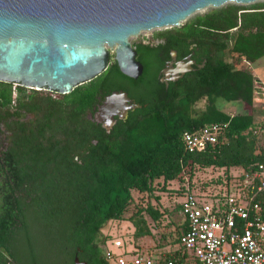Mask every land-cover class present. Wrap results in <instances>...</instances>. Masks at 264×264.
<instances>
[{
  "label": "trees",
  "instance_id": "16d2710c",
  "mask_svg": "<svg viewBox=\"0 0 264 264\" xmlns=\"http://www.w3.org/2000/svg\"><path fill=\"white\" fill-rule=\"evenodd\" d=\"M151 36L165 37L167 49L206 43L215 54H204V65L171 84L166 94L152 96L153 86L144 85L139 95L146 104L126 119H117L108 133L86 118L87 111L101 91L121 89L126 78L139 83L152 79L157 46L131 42L142 65L137 80L122 74L112 59L92 80L69 93H54L57 99L41 101L46 130L16 122L21 110L35 112L37 105L20 93L12 98V84L0 82V121L10 132L0 151V264L8 258L21 264L52 260L64 244L93 246L100 264H108L94 246L106 222L128 221L138 246L136 241L150 236V225L163 213L157 202H150L159 200L154 191L166 190L169 183L177 184L176 195L195 190L194 172L211 169L221 173L201 183L199 191L207 192L212 185L208 193L218 194L227 189L231 168L247 171L264 162V140L258 141L263 123L251 112L228 114L216 105L219 99L254 107L255 76L236 65L264 55V2L210 7L180 27L156 30ZM226 54L228 60L223 59ZM14 90L43 91L19 86ZM199 99L206 103L196 112L193 105ZM50 116L56 118L54 123ZM206 123L221 126V142L201 151L185 150L181 134ZM132 191L145 194V203L135 202ZM173 209L180 212V202ZM180 227L173 239L156 245L176 243L185 221ZM173 254L185 256L179 246Z\"/></svg>",
  "mask_w": 264,
  "mask_h": 264
},
{
  "label": "water",
  "instance_id": "95a60500",
  "mask_svg": "<svg viewBox=\"0 0 264 264\" xmlns=\"http://www.w3.org/2000/svg\"><path fill=\"white\" fill-rule=\"evenodd\" d=\"M255 1L264 2L0 0V82L66 94L103 72L110 53L119 71L135 79L142 65L129 37L154 28L180 27L190 14L207 7ZM127 101L124 92L112 91L90 118L108 133L114 116L125 117Z\"/></svg>",
  "mask_w": 264,
  "mask_h": 264
},
{
  "label": "built area",
  "instance_id": "2783aa9c",
  "mask_svg": "<svg viewBox=\"0 0 264 264\" xmlns=\"http://www.w3.org/2000/svg\"><path fill=\"white\" fill-rule=\"evenodd\" d=\"M15 86L12 84V98ZM252 86L254 103H261L264 109V80L255 77ZM220 133L219 124L206 123L184 131L181 142L187 151H201L221 142ZM216 193L200 196L186 189L181 195L185 230L176 245L185 253L183 258L173 256L170 245L162 252L149 253L136 247L112 255L106 249L103 256L114 264H264V162L247 171L231 172L227 189ZM113 246L120 248L118 241Z\"/></svg>",
  "mask_w": 264,
  "mask_h": 264
},
{
  "label": "flooded vegetation",
  "instance_id": "af4514ba",
  "mask_svg": "<svg viewBox=\"0 0 264 264\" xmlns=\"http://www.w3.org/2000/svg\"><path fill=\"white\" fill-rule=\"evenodd\" d=\"M151 35L152 33L145 40H141V42L144 44H151L157 46L156 56H155L157 70L155 71L154 76H152V79H146L142 83L135 82L134 80H130L129 78L123 80V86L121 89H119V91L124 92L128 99L127 101L128 108L126 110V115L123 119H126L130 113L135 112L136 109H139L141 106L146 104L143 101L145 97L139 95V91L144 85L153 86L155 90L152 96L161 93L166 94L171 84L177 83L180 79L184 78L185 75L195 72L197 69L201 68L204 65V63L206 62V58L203 57L204 54L209 55L210 57H212V55L215 54V50H212V46L207 45L206 43L202 44L199 47L196 46L195 44H191L187 47L179 46L178 48L167 49L163 45V39L165 37H158L156 39H153ZM138 40L139 39L134 40L132 43H136L138 42ZM131 46L135 50V46L132 44ZM112 59H113V53H110L108 65ZM135 59H136V54H135ZM141 73L137 76V78H135V80L138 79ZM112 91L115 90H111V92ZM18 93H20L19 97L22 96L24 100L35 103L37 105V109H35V112L21 110L20 111L21 116L16 118V122L28 129H31V125L33 124V127L38 126L36 128H42L46 130L44 117L41 110V108L43 109L44 105L40 103L41 101L46 100L48 96L54 99H57L58 97L54 95L53 92H48V91L31 93V91L28 90H17L14 97L15 99L17 98ZM109 93L110 92H105V91H101L99 93V95L96 97L95 103L93 104V106H91L90 110L87 111L86 118L88 120H91L90 117L92 116L93 112L96 110L97 105L103 100L104 96ZM140 100L143 102L140 103L139 102ZM134 103L138 104L139 107L131 108L130 105ZM38 108L40 109L38 110ZM9 109H10L9 111H13L12 108ZM0 116H1V109H0ZM114 119L115 122L113 124L116 123L117 119H121V118L114 116ZM49 121L51 123H54L56 121V118L54 116H50ZM32 129L33 131H37L35 130V128ZM6 135H10V132L5 128L3 122L0 121V151L2 149V145L5 143L4 137ZM85 153H87V150H85ZM82 156H84V154H82ZM73 159L77 162L78 165H81V160L78 159L77 155H74ZM95 245L100 247L97 239H95L94 241V246ZM7 260L8 261L6 262V264H21L15 258L14 259L8 258ZM44 260L33 261L31 262V264H100L99 258L95 254V247L90 246L88 247V249L86 248L84 249L79 247L78 245H72V244L61 245L55 258H53L52 260L49 259L46 261Z\"/></svg>",
  "mask_w": 264,
  "mask_h": 264
},
{
  "label": "rangeland",
  "instance_id": "374dc122",
  "mask_svg": "<svg viewBox=\"0 0 264 264\" xmlns=\"http://www.w3.org/2000/svg\"><path fill=\"white\" fill-rule=\"evenodd\" d=\"M255 2H263V1H255ZM254 3V2H253ZM250 4V3H249ZM247 5V4H243ZM210 7L195 11L190 14L188 17L184 19H188L194 14L201 13L209 9ZM183 21V22H184ZM182 22V23H183ZM164 28H154L150 30L141 31L137 36L129 37V41L133 42L134 40H145L149 37V35L156 31ZM224 60H228V55L226 54L223 57ZM237 67L244 69L255 77L264 80V55L255 60L254 62L241 61L237 65ZM43 92V91H40ZM206 101L204 99H199L193 105V109L198 112L204 108ZM254 107L247 106L241 102H225L222 100H216V105L224 112L228 114L242 113V112H251L255 116L256 122H262L264 126V109L261 103H253ZM259 134V142L264 140V128ZM231 172H238L239 168H231ZM221 173V171H215L211 169H200L194 172V176L192 181L194 182L195 190L194 192L200 194H204V191H199L201 183L207 181L209 178L215 177L217 174ZM168 188L164 191L157 190L154 191V194L159 196V200L155 201L150 199V202L153 204L155 202L158 203L159 209L163 211L160 219L154 223V225H150V236L143 237L138 239V246L133 243V239L131 236L132 226L128 221H108L102 225L97 235V240L99 241L100 251L103 253V250L110 252L112 255L117 254L120 251L129 252L134 248H139L143 252H154L159 251L162 252L167 245H170L172 248H175L177 245L175 242L168 243L163 246H157L158 242H168V240L173 239L177 235V230L179 228V220L181 219V214L179 211L173 209L174 203L179 202L181 199V195H176L177 184L169 183ZM212 185H208L206 187V191L211 190ZM132 197L135 202H139L140 204L145 203V194H140L135 191H132ZM114 241H118L120 244V248L113 246ZM108 264H114L113 259H108Z\"/></svg>",
  "mask_w": 264,
  "mask_h": 264
},
{
  "label": "crops",
  "instance_id": "0c3cea01",
  "mask_svg": "<svg viewBox=\"0 0 264 264\" xmlns=\"http://www.w3.org/2000/svg\"><path fill=\"white\" fill-rule=\"evenodd\" d=\"M184 221L183 217L181 216V219L179 220L178 224H179V227L181 226L182 222ZM181 228V227H180Z\"/></svg>",
  "mask_w": 264,
  "mask_h": 264
}]
</instances>
